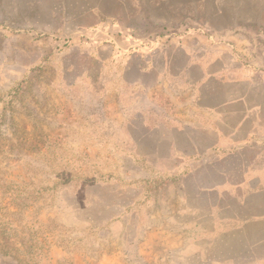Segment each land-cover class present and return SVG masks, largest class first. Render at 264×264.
Listing matches in <instances>:
<instances>
[{
  "label": "crops",
  "instance_id": "obj_1",
  "mask_svg": "<svg viewBox=\"0 0 264 264\" xmlns=\"http://www.w3.org/2000/svg\"><path fill=\"white\" fill-rule=\"evenodd\" d=\"M261 7L0 0V115L29 98L77 103L136 170L127 193L156 186L157 201L137 209H177L180 264H264V111L243 57ZM68 25L75 45L58 50L52 38Z\"/></svg>",
  "mask_w": 264,
  "mask_h": 264
},
{
  "label": "rangeland",
  "instance_id": "obj_2",
  "mask_svg": "<svg viewBox=\"0 0 264 264\" xmlns=\"http://www.w3.org/2000/svg\"><path fill=\"white\" fill-rule=\"evenodd\" d=\"M263 29L264 18L243 55L261 84L257 111H264ZM75 30L68 25L52 38L58 50L75 45ZM63 107L29 98L0 115V264H180L170 226L177 209H137L157 201L156 186L130 196L134 167L106 149L77 103Z\"/></svg>",
  "mask_w": 264,
  "mask_h": 264
}]
</instances>
